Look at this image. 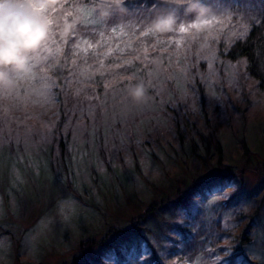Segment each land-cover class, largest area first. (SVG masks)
Masks as SVG:
<instances>
[{
	"label": "rangeland",
	"instance_id": "obj_1",
	"mask_svg": "<svg viewBox=\"0 0 264 264\" xmlns=\"http://www.w3.org/2000/svg\"><path fill=\"white\" fill-rule=\"evenodd\" d=\"M226 23L214 22L202 32L177 29L173 40L190 49L180 59L196 56L197 63H182L165 74L154 71L143 85L142 101L116 88L107 97L111 106L102 108V121L93 109L88 120L69 121L63 132L71 156L62 173L55 164L58 112L48 77L32 70L0 92V264L67 263L106 230L204 185L245 198L257 233L250 247L255 264H264V96L245 74L243 60L218 53L216 46L234 27ZM192 68V76L203 79L208 114L219 124L220 150L198 143L197 156L173 134H164L158 146L148 134L160 126L167 102L193 100ZM137 113L146 115L133 121ZM220 193L211 195L210 209ZM163 208L170 213V206ZM153 215H148L151 227L157 225Z\"/></svg>",
	"mask_w": 264,
	"mask_h": 264
},
{
	"label": "trees",
	"instance_id": "obj_2",
	"mask_svg": "<svg viewBox=\"0 0 264 264\" xmlns=\"http://www.w3.org/2000/svg\"><path fill=\"white\" fill-rule=\"evenodd\" d=\"M35 2L46 5L42 12L53 21L45 42L52 53L44 48V43L36 53L30 54L29 62L34 74L48 77L49 97L57 105L54 134L58 147L55 164L61 169L59 173L66 171L71 156L68 134L63 132L69 121L88 120L92 109L94 118L102 121V108L107 110L111 106L106 101L114 89L123 88L128 94L136 85L149 81L156 70L165 74L182 63H197L196 56L184 62L179 57L189 54V45L183 43L177 48L174 43H168L176 36L179 25L191 23L196 15L186 12L175 0ZM201 2L207 10L206 18L213 15L224 19L226 26H234L221 39L224 42L216 46L218 53L232 61L243 60L245 74L254 80L264 96V0ZM61 4L65 5L64 9H60ZM53 9L58 11L53 12ZM64 11L72 12L66 20ZM169 13L176 15L173 30L166 33L153 30L152 23ZM72 21L75 27L63 37L64 25ZM113 28L117 29L115 35ZM149 30L151 35H141ZM51 31H55L56 44L52 43ZM74 32L77 35H73ZM101 33L110 38L102 39ZM193 71L190 69L188 74L189 86L194 90L193 100L188 104L167 102L160 126L153 127L148 134L156 146L162 143L164 134H173L178 141H187L197 156L198 143L208 145L206 149L212 146L220 150V142L219 124L208 114L211 109L208 110L205 102L203 79L196 73L192 76ZM135 115L133 121L146 114ZM49 164L56 174L55 164ZM221 191L208 185L191 187L173 204L162 201L154 204L155 207L151 205L127 225L110 228L100 239L88 241L87 250L80 247L71 260L61 264H214L217 253L219 257L228 255L224 248L232 249V264H255L258 259L250 245L257 233L248 202L238 191L228 193V199ZM214 193L220 194L210 209ZM164 204L171 207L169 214L161 211ZM148 215L154 216L155 227L148 225ZM261 230L264 236V229ZM133 248L135 256L142 260L130 255Z\"/></svg>",
	"mask_w": 264,
	"mask_h": 264
},
{
	"label": "clouds",
	"instance_id": "obj_3",
	"mask_svg": "<svg viewBox=\"0 0 264 264\" xmlns=\"http://www.w3.org/2000/svg\"><path fill=\"white\" fill-rule=\"evenodd\" d=\"M175 3L183 5L186 12L196 14L191 22L196 32L210 28L201 0H175ZM45 7L35 0H0V92L11 90L17 78L30 76V54L36 53L49 37L50 19L41 11ZM175 24L176 15L169 13L157 18L151 27L158 33H166L172 31ZM74 27L75 21L66 23L61 35L67 37ZM131 95L142 101L143 84L131 89Z\"/></svg>",
	"mask_w": 264,
	"mask_h": 264
},
{
	"label": "snow or ice",
	"instance_id": "obj_4",
	"mask_svg": "<svg viewBox=\"0 0 264 264\" xmlns=\"http://www.w3.org/2000/svg\"><path fill=\"white\" fill-rule=\"evenodd\" d=\"M65 5L64 4H61L60 5V9H64ZM45 9H41V11H44ZM55 11H58V9H53V12ZM64 15V18L65 20L67 19V17L71 16L72 15V12L71 11H64L63 13ZM216 23L218 25H222L225 23L224 19H220V20H216L215 17H213V19H209V23L212 25L213 23ZM50 23L52 24L53 21L50 20ZM190 29H192V25L189 24L188 26H180L178 28V32L181 33V34H185V33H189ZM112 33L115 35L117 33V29L113 28L112 30ZM121 32H123V29L120 30ZM151 30H149L148 32H143L141 33V35H151ZM50 35L52 36V43L53 44H56L57 41L55 39V31H51L50 32ZM73 35H77V33H73ZM101 38L102 39H108L110 37H104L103 33H101ZM65 43H67V40L65 39L64 40ZM181 40L177 39L175 41L173 40H169L168 43L169 44H175L177 48H179L181 46ZM159 43L163 44L164 41H160ZM89 48L92 47L91 44L88 45ZM44 48L47 49V51L51 54L52 53V49L48 47L47 43L44 44ZM59 47L57 48V51H59ZM85 51H87V49H85ZM145 51H147V49H145ZM147 58V57H146ZM75 61H73L74 63ZM168 79H172V77H169ZM151 87V84L149 85ZM224 198L225 199H228V194H224ZM224 252L228 253L227 256H223V257H219L218 256V253H217V259L215 260L214 264H232V260H231V256H232V249L231 248H224L223 249ZM130 255H132L135 259L137 260H142V257H138V256H135V248L132 249V252L130 253Z\"/></svg>",
	"mask_w": 264,
	"mask_h": 264
}]
</instances>
